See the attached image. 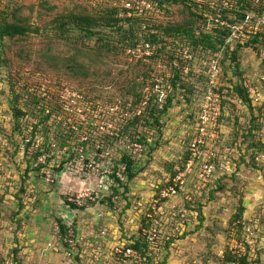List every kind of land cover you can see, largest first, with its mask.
Wrapping results in <instances>:
<instances>
[{
    "label": "rangeland",
    "instance_id": "rangeland-1",
    "mask_svg": "<svg viewBox=\"0 0 264 264\" xmlns=\"http://www.w3.org/2000/svg\"><path fill=\"white\" fill-rule=\"evenodd\" d=\"M84 1L0 0V12L17 13L33 29L24 38L6 39L0 58L7 61L0 66V264H118L112 250L140 239L150 201L181 167L193 133L203 92L200 53L193 56L188 77L175 87H160L171 96V106L159 125L149 129L145 122L139 124L151 147L141 145L140 152L134 151V142L117 134L135 115L127 85L133 80L141 92L149 80L142 76L147 69L125 54L101 62L80 57L82 68H68L62 59L72 54V44L54 37L52 23L68 9L84 7ZM180 10V5L172 7L158 21H179ZM257 46L237 50L239 70L231 57L238 46L219 55L221 70L227 71L221 84L231 89L248 80L260 101L250 110L234 93L226 97L224 91L219 153L225 157L231 152L234 164L229 172L215 167L211 182L198 191L192 188L193 171L188 182L192 201L178 195L168 202L179 199L180 207L161 216L158 264H223L235 234L230 221L240 194L255 237L246 254L252 264H264V168L259 172L251 166V145L261 141L264 148V42ZM163 62L168 68L167 58ZM15 107L23 113L17 119L11 110ZM27 140L38 147L30 148ZM40 148L45 160H33ZM123 152H129L140 169L126 191L111 178ZM221 158L217 162L223 165ZM63 159L64 168L55 171ZM40 164L44 166L36 170ZM88 193L95 200L84 199L78 209L65 204ZM182 209L187 210L185 218L180 217ZM58 220L74 226L77 245H64Z\"/></svg>",
    "mask_w": 264,
    "mask_h": 264
},
{
    "label": "trees",
    "instance_id": "trees-1",
    "mask_svg": "<svg viewBox=\"0 0 264 264\" xmlns=\"http://www.w3.org/2000/svg\"><path fill=\"white\" fill-rule=\"evenodd\" d=\"M147 1L152 5V10L150 12L145 13L144 16L141 17L136 15L127 17L126 11L119 4H115L118 0H104L102 3L98 4H92L89 0H85L84 3H86V5L84 4V7H73L72 9H68L55 17L56 20H54L52 26L55 31L54 37L57 38V40L64 41V44L66 45L68 43L72 44V54L68 55L67 58L65 56L62 59L70 64V66H68L69 69L75 70L76 68H79V66L81 68L83 67V63L79 65L80 57L87 58L88 60H91L93 57V60L101 62V60L104 59L103 57L108 58L124 54L130 58V62L131 59H133L135 62L134 64L141 65L142 67L146 66L145 69L147 70L142 73L143 78L149 79L147 84L146 81H144L146 87L139 92L137 90V86H134L133 83H131L133 80L129 81L130 87L127 85V94L131 95L132 98L130 105L131 109L134 110L136 108L135 115L131 118L127 125L122 126L121 129L119 128L117 134L120 137L129 138L135 145L151 147L147 142L146 136L138 131L139 124L141 122H145V125L148 126L149 129L154 126L156 127L159 125L161 115L164 114L171 106V96L166 95V98L162 99L159 96L160 92L155 90L156 75H154V73L156 72L157 64L160 61L163 62L164 59L167 58V66L168 69H171L173 76L170 77L166 83H168L170 87H175L176 81L179 82L188 77V75H183L181 70H178L175 67H170V64L176 59L175 55L177 53H179V55L176 60L180 63L182 62L183 59L180 51H182L183 48H187L189 50V54L192 56V64L194 60L193 56L196 53H200L202 56L204 55L206 59L213 56H218L219 59V55H222L224 51H233L236 46H238L235 51H233L231 57L235 63V69L239 70L236 52L238 49H244V45H236L235 48L225 45V39L230 33V29L227 28V26H221L220 24L215 25L212 23L209 30H202L201 25L206 22V19L202 16L201 11L194 8L188 0ZM234 1L236 3L233 4L232 1L230 3L231 7L228 9L219 10L221 21L223 23H227L229 25L240 23L245 19V12L251 9V5L248 0ZM177 5L181 6L179 21H170L166 25L158 21V17L161 13H168L172 7ZM212 12L214 11H210V13ZM15 14L17 13L13 12L12 14L7 15L6 12H0V58L4 55L3 50L6 39L24 38L33 31L31 25L24 22L27 21L26 19L16 17ZM142 24L146 26V31L142 29ZM152 30L153 33L150 32ZM197 30L200 32L199 34H196ZM85 41H92V45L85 43ZM140 42H148L152 47H154V52L152 56L148 57V62L146 63L141 60H136L133 58L131 53H128L129 50H134ZM259 42H264V34L262 33L252 36L247 42V48H258L257 44ZM162 56L164 57L162 58ZM219 62L222 67V60H219ZM262 62L264 64V59ZM6 63L7 61L4 59L0 61V66ZM222 75L223 78L227 77V71H224L223 68ZM202 80L204 90L207 78L202 77ZM231 81L232 80L229 82ZM249 83L250 82L248 80H245L244 82H239L234 86L230 85L231 89L227 88L229 85L225 88V86L221 84L219 88V92L222 97L221 116L218 121L219 128L226 106V98H224L225 90L228 91L226 93V97L230 92L234 93L235 97L240 102L246 104L250 110L252 109L251 105L253 102L247 89L245 88V85ZM167 88L168 87L165 88V91H168ZM145 94L149 95V101L147 105L141 107V102ZM11 110L13 111L16 119L23 115V113L16 109V107ZM138 111H140L139 114H137ZM259 142L260 143L251 145L253 146V151L251 152V166L261 172L260 168H264V165L262 166L255 162V157L264 153V148L261 146L263 143L261 141ZM28 145L29 144H27V146ZM94 146L96 148L98 147L97 151L99 153L102 152V149H99L101 148L100 146H97L96 144ZM43 152L44 151H42L41 148L36 151L33 160H37L39 156L44 154ZM187 157L188 152L186 150L182 164L185 163ZM66 162L67 161L63 159L58 164V168L54 170L61 172ZM233 164L234 163L232 161V165ZM120 165L121 167H124V170L122 171V179H119L116 175L118 166ZM43 166L44 165L41 164L37 165L35 169L40 170ZM138 172H140V169H138L137 162L133 159L129 152H123L118 161L115 163L111 178L116 186L126 191L128 184L138 175ZM174 174L171 177H173ZM243 199L242 194L238 195L237 207L230 221V231L235 232V238L240 241L244 239L241 233H243V229L248 224L245 221L244 214L246 212V208L244 206ZM65 204L71 209H78L75 203L65 202ZM57 222L61 241H64L66 237L68 238L70 230L73 232L72 236L75 240L74 226L71 225V227H69L61 220H58ZM146 227V225H143L140 233H142V230ZM64 245L69 246L66 243ZM126 246L136 249L144 255L148 252V246L142 237L127 243ZM144 258V264H158V261H155V254L152 252L150 255H145ZM223 264L252 263L249 261L247 254L238 258L237 256L227 252L223 257Z\"/></svg>",
    "mask_w": 264,
    "mask_h": 264
},
{
    "label": "built area",
    "instance_id": "built-area-1",
    "mask_svg": "<svg viewBox=\"0 0 264 264\" xmlns=\"http://www.w3.org/2000/svg\"><path fill=\"white\" fill-rule=\"evenodd\" d=\"M92 4L102 3L104 0H89ZM194 8L201 11L202 16L206 19V22L201 25L202 30H209L213 24H220L221 26H227L230 29L228 37L225 39V45L234 48L236 45H245L248 40L257 35L258 33L264 34V0H248L251 9L245 12V19L240 23L229 25L221 21V15L219 10L228 9L231 7L230 3L236 2L234 0H188ZM115 4H119L125 11L126 16L131 17L132 15L144 16L145 13L152 10V5L147 0H118ZM216 10V11H215ZM210 11H214L210 13ZM231 17V16H230ZM146 26L142 24V29L145 30ZM146 31V30H145ZM153 33V30L150 31ZM200 32L197 30L196 34ZM154 47L148 42H140L134 50H129L128 53L133 55L136 60L142 62H148V57L152 56ZM182 55V62H178L177 57L179 53L175 55V60L170 64V67H175L181 70L183 75H189L191 69L192 56L189 54L187 48H183L180 51ZM262 60L264 59V52L260 54ZM161 62V61H160ZM158 65V74L155 77V90L160 92L162 99L166 98L167 94L160 89L163 84H167L166 80L173 76L171 69L166 67V63ZM201 74L204 78H207V83L201 95V100L198 105V111L195 116L193 133L191 134L190 141L187 147L188 157L184 164L179 167L174 176L171 177L166 184L158 188L153 195L148 212L146 214L145 225L147 226L142 230L141 237L148 246V252L145 255L154 253L155 255L161 249L160 239V226L161 216L165 214V207L168 201L172 198L182 195L185 202L192 201V194L185 191L189 187V178L192 177L193 171L195 175V184L192 188L198 191L199 189L205 188L207 184L211 182L214 174V168L220 167L225 172H229L232 165L231 152L227 156L220 155L219 150V138L221 130L219 128V118L221 116V93L219 88L222 81V70L218 59V56L207 58L203 55L200 61ZM264 80V77H261ZM250 98L253 104H257L260 101L256 88L251 84H246ZM149 101V95L145 94L141 102V107L147 105ZM138 111L137 114H139ZM126 115V114H125ZM30 148H37V144H31L30 140H27ZM134 151H141L139 145L134 144ZM27 155L31 156V149H27ZM54 156V155H52ZM223 157V165L217 162V158ZM222 159V158H221ZM45 160V156L41 155L38 161ZM255 162L260 165H264V153L259 154L255 157ZM118 169L116 175L119 179H122V171ZM45 177L48 178L49 174L44 172ZM264 174V172H263ZM194 180V179H193ZM185 187V188H184ZM84 199L94 201L92 193L81 194L73 197L71 202L75 203L76 206H82L81 201ZM70 200V199H69ZM181 218L186 217V211L182 210L180 215ZM235 225V223H234ZM244 239L242 241L235 238V234L232 235L230 243L228 245V252L238 258L243 257L246 254V248H252L254 245L255 237L254 232L251 231L249 226L243 229ZM73 232L70 230L68 238L64 239V242L69 246L74 247L76 245L73 239ZM246 236V238H245ZM113 257L118 264H144V254L140 251L126 246V244L117 245L112 250ZM157 261V260H155Z\"/></svg>",
    "mask_w": 264,
    "mask_h": 264
},
{
    "label": "crops",
    "instance_id": "crops-1",
    "mask_svg": "<svg viewBox=\"0 0 264 264\" xmlns=\"http://www.w3.org/2000/svg\"><path fill=\"white\" fill-rule=\"evenodd\" d=\"M189 179H191V177H190ZM189 181H190V180H189ZM186 189H187V190H185V191L189 192V191H188L189 187H187ZM181 196H182V195H181ZM182 198H183V196H182ZM178 200H179V199H178ZM178 200H176L175 202H174V201H171L169 204L167 203V204H168V208H167V204H166L165 212H166V211L168 212V211H171V210H175V208L180 207V206H177V204H178V202H179ZM168 202H169V201H168ZM183 206H185V203H184ZM183 206H182V207H183ZM244 206L247 207L248 205H246V203H244ZM183 208H184V207H183ZM167 209H168V210H167ZM182 210H183V209H182ZM185 211H186V213H187V210H185ZM91 239H92V237H91ZM92 240H93V241H96V240H94V239H92ZM92 240H91V241H92ZM95 243H96V242H95ZM91 245H92V243H91ZM91 245H90V246H91ZM107 247H108V246H107Z\"/></svg>",
    "mask_w": 264,
    "mask_h": 264
},
{
    "label": "clouds",
    "instance_id": "clouds-1",
    "mask_svg": "<svg viewBox=\"0 0 264 264\" xmlns=\"http://www.w3.org/2000/svg\"><path fill=\"white\" fill-rule=\"evenodd\" d=\"M245 45H247V44H245ZM245 45H244V48H245ZM194 61V60H193ZM191 67H192V65H191ZM190 72H191V70H190ZM190 74V73H189Z\"/></svg>",
    "mask_w": 264,
    "mask_h": 264
},
{
    "label": "water",
    "instance_id": "water-1",
    "mask_svg": "<svg viewBox=\"0 0 264 264\" xmlns=\"http://www.w3.org/2000/svg\"><path fill=\"white\" fill-rule=\"evenodd\" d=\"M245 48H247V45H245ZM11 106H13V105H11Z\"/></svg>",
    "mask_w": 264,
    "mask_h": 264
}]
</instances>
